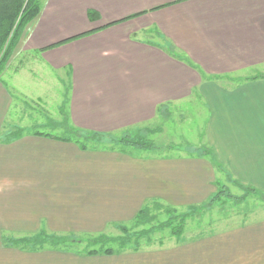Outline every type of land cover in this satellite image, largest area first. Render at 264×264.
<instances>
[{
	"label": "crops",
	"instance_id": "1",
	"mask_svg": "<svg viewBox=\"0 0 264 264\" xmlns=\"http://www.w3.org/2000/svg\"><path fill=\"white\" fill-rule=\"evenodd\" d=\"M42 3L16 56L39 53L52 69L67 71L68 85L61 87L69 90L73 126L101 133L152 129L170 105L195 95L206 98L212 110L209 148L230 178L264 193V71L259 72L264 69V0ZM90 12L97 18L91 20ZM8 105V90L0 82V119ZM46 142L70 169L51 171L47 189L26 187L36 183L39 171L22 173L15 186H0V264H264V216L228 221L203 233L187 232V222L180 237L167 235L145 248L111 255L40 253L5 244L3 230L21 235L42 209L60 231L82 227L87 234L102 233L133 221L147 202L188 209L216 191L218 170L205 157H138ZM57 200L85 210L78 219L58 218ZM7 203L22 205L10 207L11 216Z\"/></svg>",
	"mask_w": 264,
	"mask_h": 264
},
{
	"label": "rangeland",
	"instance_id": "2",
	"mask_svg": "<svg viewBox=\"0 0 264 264\" xmlns=\"http://www.w3.org/2000/svg\"><path fill=\"white\" fill-rule=\"evenodd\" d=\"M264 69H259L263 72ZM67 71H58L52 69L49 65L43 63L39 53L19 54L11 60L10 65L2 75V80L8 90L9 105L6 115L0 119V186H15V180H18L20 175L25 177L34 172H40V178L36 180L33 185H38L41 188L51 187V171L54 173L63 170H69V162L64 159L61 154L51 152V146L48 142L49 138L34 136L32 131L38 130L53 135L61 134V130H56V124L62 120L60 114V107L64 99V90L61 85H68ZM251 75L257 72L249 73ZM64 80V82L62 81ZM62 82V83H61ZM61 83V84H60ZM212 110L206 98L194 96L189 100L178 104L169 106L168 115L158 119L155 126L161 128L160 132L156 134H149L145 131L136 132L132 130L131 134L143 133L155 149L150 151L132 150L131 155L138 157H161L173 156L178 154H193L195 156L203 153V149L209 148L208 140V125L211 121ZM153 126L152 129H156ZM18 128L26 130L22 138L6 143L2 137L6 134L14 132ZM121 134V133H116ZM38 138V142H33L32 139ZM108 148L112 149L114 146L109 141H106ZM115 148L112 152H118ZM197 150V151H195ZM199 153V154H198ZM57 163L62 164L63 168ZM75 169V167H74ZM216 182L220 181L229 188V192L225 193L221 199L214 202L209 200L199 206H194L195 210L192 212L188 222V229L198 232H209L211 228H220L221 225L228 221L230 223H239L245 217L259 218L264 216V193L254 194L250 193L246 198H241L244 191L236 187L235 181L232 178H227L224 172L216 171ZM8 177V179L4 178ZM20 178V177H19ZM39 181V183H38ZM235 183V184H234ZM216 191L220 188L216 185ZM67 189V188H65ZM8 194H3L6 197ZM43 198L40 196V199ZM50 199V198H48ZM51 200V199H50ZM9 205L7 211L12 216V208L21 207L22 203H7ZM57 207L58 218L78 219L81 217L83 210L77 207V204L59 203L55 202ZM171 207H174L168 204ZM211 205V206H210ZM12 207V208H10ZM37 206H35L36 208ZM88 212L91 211L92 206L87 207ZM178 213L189 212L190 209L178 206L174 207ZM194 210V209H192ZM47 208L40 210L39 217L32 225L27 227L24 225L21 229V235L15 234L12 231H2L5 238V244L13 243V240H20L24 238H35L41 236H69L76 239H83L87 241L88 238L99 236L101 234L109 237H115L122 233L117 229L118 226L110 225L104 231H93L86 233L82 227H77V230L60 231L58 227L51 226V220L46 216ZM94 215V214H93ZM53 217H51L52 219ZM164 215L161 220H165ZM230 219V220H229ZM234 219V220H233ZM235 221V222H234ZM73 222V221H71ZM132 221L123 223L121 225L129 226ZM79 224L80 222H73ZM215 223V224H214ZM74 227H72L73 229ZM200 228V229H199ZM155 239L162 236H167V231L161 234L157 233ZM72 235H74L72 237ZM116 247L115 245H112ZM145 242H142V248L147 247ZM43 249L36 252H54L55 254H83L86 249V244L77 242L73 245L63 247H54L51 244H45ZM71 247V248H70ZM17 248V247H16Z\"/></svg>",
	"mask_w": 264,
	"mask_h": 264
},
{
	"label": "trees",
	"instance_id": "3",
	"mask_svg": "<svg viewBox=\"0 0 264 264\" xmlns=\"http://www.w3.org/2000/svg\"><path fill=\"white\" fill-rule=\"evenodd\" d=\"M43 8L42 0H0V82L4 84L2 75L11 63L12 58L16 53V49L25 34L27 27L34 22L41 14ZM89 18L94 20L97 18L95 12L89 13ZM86 35V34H85ZM84 36V35H81ZM75 37L62 43L53 45L55 48L59 45L68 43L72 40H76ZM69 104V90L67 89L64 94V99L60 107V114L62 120L56 124V130H61V134L53 135L51 133H45L43 131H32L34 136L49 138L52 140L73 143L79 147L82 151H114L117 148L119 153L131 154L132 150L150 151L154 150V145L149 142L146 136H142L143 133L131 134L132 131H126L121 134L116 133H101L95 131H89L77 128L73 126L69 121L68 113ZM161 128L156 129H143L135 130L136 132L145 131L149 134H156L160 132ZM26 130L18 128L14 132H10L2 137L6 143H11L22 138L23 133ZM106 141H109L114 148H108ZM197 151V150H195ZM199 154V153H198ZM211 160L218 172H224L227 178H230L224 171L225 168L221 162L217 161L214 152L210 148L203 149V153L200 155ZM235 181V180H234ZM236 183V184H235ZM236 187L244 191V194L240 199L246 198L248 194H263L261 191L254 187L243 185L235 181ZM215 185H219V189L213 194L210 201L213 204L216 200L221 199L225 193L229 192V188L218 181ZM211 206V205H210ZM189 212L178 213L177 209L169 206L168 204L161 203L158 200L145 203L137 213L134 220L129 226L116 225L118 230L122 233L115 237H109L101 234L99 236L88 238L87 241L83 239H76L65 236H37L35 238H24L20 240H13V243L8 241V245L17 247L25 251H34L43 249L45 244H51L54 247L63 245L71 246L73 243L81 242L86 244V249L83 254L85 255H97L106 254L111 255L127 250H139L142 248V242L147 245L153 244L157 239L155 236L167 231L168 236L180 237L185 230L187 221L192 218V212L196 211L195 207H190ZM194 209V210H192ZM166 217L165 220H161V216ZM74 235H72L73 237ZM164 236L160 237L161 240ZM115 245L116 247H113ZM60 248V247H59ZM71 248V247H70Z\"/></svg>",
	"mask_w": 264,
	"mask_h": 264
}]
</instances>
